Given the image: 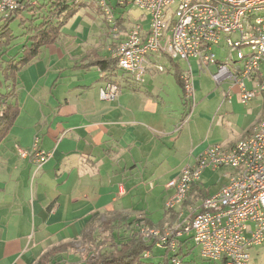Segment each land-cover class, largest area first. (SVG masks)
Wrapping results in <instances>:
<instances>
[{"label":"crops","instance_id":"1","mask_svg":"<svg viewBox=\"0 0 264 264\" xmlns=\"http://www.w3.org/2000/svg\"><path fill=\"white\" fill-rule=\"evenodd\" d=\"M64 34L22 70L23 87L19 75L21 110L0 144V264H37L63 245L78 248L91 217L104 221L113 213L142 211L162 221L173 194L167 184L209 147L206 134L199 133L206 116L184 117L183 108L170 112L166 69L148 67L142 83L119 71L109 79L98 68L80 67L90 51L101 50L88 43V31ZM191 61L198 93L199 75L205 71L212 78L217 66ZM176 74L183 73L173 75L182 104ZM109 83L117 86V97L104 101L101 91ZM36 139L52 155L40 169L32 155H20L31 153ZM250 253V264H264V244Z\"/></svg>","mask_w":264,"mask_h":264},{"label":"built area","instance_id":"2","mask_svg":"<svg viewBox=\"0 0 264 264\" xmlns=\"http://www.w3.org/2000/svg\"><path fill=\"white\" fill-rule=\"evenodd\" d=\"M31 3L33 0H0V21L21 17ZM94 4L114 31L118 30L115 14L119 9L133 6L151 15L148 29L134 24L112 51L118 68L134 81L144 82L148 56L160 53L188 63L189 71L181 76L188 102L196 91L191 59L217 66L212 78L218 85L231 82L243 105L264 94V0H97ZM221 44L235 68L220 63L214 47ZM117 93V86L109 83L101 98L113 101ZM20 155H32L37 169L52 156L38 148V139L31 153L20 150ZM226 166L235 171L229 183L203 201L204 210L185 222V231L192 234L203 260L250 264L251 248L264 244V119L233 146L214 145L203 151L195 166L185 167L167 184L173 194L165 205L167 209L181 205L205 170ZM150 234L159 236L160 232L151 230ZM183 234L177 232L178 237ZM169 235L166 231L161 241Z\"/></svg>","mask_w":264,"mask_h":264},{"label":"trees","instance_id":"3","mask_svg":"<svg viewBox=\"0 0 264 264\" xmlns=\"http://www.w3.org/2000/svg\"><path fill=\"white\" fill-rule=\"evenodd\" d=\"M89 6L87 0H33L20 17L19 26L23 30L21 37H24V43L18 54L9 57L7 61H3L4 55L9 53L14 46V40L18 38L12 34L10 25L19 16L0 21V144L10 134L21 110L18 101L20 72L36 60L45 48L55 44L65 26L82 9ZM124 16L125 13H122L117 20L116 31L106 21L112 34L117 35L119 29L123 30L126 23ZM125 38L117 35L110 45L111 53L105 57L101 55L99 49L90 51L80 67L98 68L106 73L109 79L114 78L120 69L118 59L112 56V51ZM175 77L182 90V100L187 107L189 102L185 96L184 82L181 75L176 74ZM191 110L186 111L184 108L183 116L188 117ZM189 193L181 206L179 205L180 208L177 209L179 206L174 209L166 208L164 219L158 223L153 222L142 211L133 214L113 213L107 215L104 221L101 217H91L80 236L78 248L75 244L63 245L47 252L37 264H197L194 259L189 258L194 251V246L191 245L193 237L192 235L187 237L188 232L185 231L187 224L181 222L180 218L182 210L187 209L190 211L187 221H192L197 213L204 210L202 203L210 192L199 188L198 183H195ZM199 202L201 204L196 207ZM151 230L159 231L160 235L150 234ZM166 231H169L170 235L163 242L161 237ZM178 231L184 233L182 237L177 236ZM157 248L162 253L157 254L160 258L158 262H153L151 258H154ZM69 251L75 257L69 259V256H65Z\"/></svg>","mask_w":264,"mask_h":264},{"label":"rangeland","instance_id":"4","mask_svg":"<svg viewBox=\"0 0 264 264\" xmlns=\"http://www.w3.org/2000/svg\"><path fill=\"white\" fill-rule=\"evenodd\" d=\"M89 7L82 9L62 30V34H69L75 32V34L84 33L86 30L89 34V44L101 48V50L110 48V45L115 40L116 36L126 37L128 30L134 24H141L146 29L150 27L151 15L146 11L135 7H127L121 11H117L115 16L118 20L122 13H125L126 23L123 26V30L118 31L117 35L111 33V29L105 20L102 9L98 8L92 0H87ZM93 4V5H92ZM172 12L175 11V7H172ZM20 17H18L11 25L10 29L12 34L17 39L13 42V47L4 55V60L7 61L9 57L18 54L19 48L24 43V37L22 28L19 26ZM76 27V28H75ZM75 28V29H74ZM64 34V35H65ZM63 36V35H62ZM62 39V38H60ZM214 52L218 55L220 63H227L229 67L235 68L231 59L228 57L226 49H223L222 44L214 47ZM150 61L151 71L158 72L159 66L166 69L165 76L168 77L172 85V100L171 105L168 107L170 112L181 111L182 108H186V111H190V119L194 116L199 115L206 116L208 119L206 125L199 129V133L206 134L208 146L221 145L223 147L231 143H237L243 139H246L252 129L258 124V122L264 119V94H258V96L247 105H243L238 101H232L235 97H238L237 89L233 88L231 82H225L222 85H218L214 79L212 80L209 72L203 71L198 81L201 82L202 90L200 92L195 91V98L191 99L189 106L185 107V102L182 100L181 104V92L180 88L175 84L174 73H187L189 71L188 63L183 60H175V62L166 55L160 53H151L148 56ZM192 62V68L195 67L196 61ZM200 65V64H199ZM195 69V68H194ZM20 73V81L22 87L26 83V74ZM119 74L122 75L123 71L119 70ZM210 74V75H209ZM194 76V84H195ZM231 97V99L229 98ZM192 116V117H191ZM209 133V134H208ZM249 133V134H248ZM210 137V138H209ZM208 148V147H207ZM235 171L231 167H223L218 170L207 169L201 177V181L198 182V187L212 191L210 194L214 195L221 188L229 183L230 178L234 175ZM190 193H188V196ZM187 196V197H188ZM181 206V205H180ZM179 206V207H180ZM190 211L187 209L182 210L181 222H187V218ZM191 233L187 234V237H191ZM191 245L194 246L193 254L189 257L195 259L201 263L202 258L200 257L198 247L191 241ZM162 251L157 248L155 249V256L151 258L153 262H158L160 259L157 254ZM209 264V262H205ZM214 264H220L215 262Z\"/></svg>","mask_w":264,"mask_h":264}]
</instances>
